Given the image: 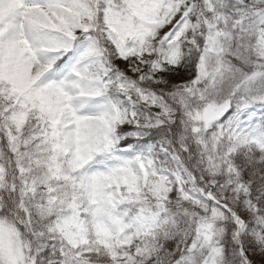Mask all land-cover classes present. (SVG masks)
Returning a JSON list of instances; mask_svg holds the SVG:
<instances>
[{"label": "snow or ice", "instance_id": "6c2138e0", "mask_svg": "<svg viewBox=\"0 0 264 264\" xmlns=\"http://www.w3.org/2000/svg\"><path fill=\"white\" fill-rule=\"evenodd\" d=\"M0 264H264V0H0Z\"/></svg>", "mask_w": 264, "mask_h": 264}]
</instances>
